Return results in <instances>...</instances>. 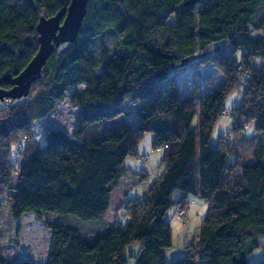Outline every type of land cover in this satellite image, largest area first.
<instances>
[{"label":"trees","instance_id":"16d2710c","mask_svg":"<svg viewBox=\"0 0 264 264\" xmlns=\"http://www.w3.org/2000/svg\"><path fill=\"white\" fill-rule=\"evenodd\" d=\"M184 1L88 0L74 41L56 46L27 95L8 98L10 104L0 109V214L5 203L13 220L25 213L44 218L50 240L43 264H264L247 261L264 235V136L253 145L255 162L227 160L233 148L226 136L209 144L222 113L229 114L233 133L248 123L257 133L264 130V0ZM68 2L0 0V77L23 69L38 48V18ZM250 28L260 33L252 35ZM222 40L242 48L241 58L231 53L200 59L222 70L224 80L201 94L198 126L192 128L196 100L178 96L172 72L183 58H196ZM78 83L83 87L67 94L80 108L73 129L47 128L40 143L33 123ZM235 88L240 101L226 112L224 99ZM126 116H137L138 124ZM145 132L152 133L153 148L164 149L163 168L140 199H126L125 224L114 220L103 231L84 232L50 214L99 220L128 170L126 157L136 155ZM133 174L137 183L148 181L145 169ZM174 190L184 194L176 207L198 194L207 212L198 232L184 240V255L167 262L171 230L163 217ZM134 241L138 249L130 261L124 254ZM0 264L34 263L0 253Z\"/></svg>","mask_w":264,"mask_h":264},{"label":"rangeland","instance_id":"374dc122","mask_svg":"<svg viewBox=\"0 0 264 264\" xmlns=\"http://www.w3.org/2000/svg\"><path fill=\"white\" fill-rule=\"evenodd\" d=\"M249 33L256 35L259 34L260 31L250 28ZM107 41L110 46L116 43L115 38L111 35L108 36ZM242 52V48L234 49L233 46L225 40L214 42L205 50L196 54V58H193L185 65L179 67L176 71L172 72L175 77L178 96L183 97L189 95L196 100L195 112L190 123L192 128H197L198 126L199 97L202 93L218 87L224 80L222 70L214 66L211 61L201 63L200 59H203V57H212L217 54L229 55L232 53L233 57L239 60ZM252 62L256 67H262V61L260 59H255L254 57ZM83 85V83H78L75 86L69 87L64 96L56 102L52 111L33 123L32 135L36 140L43 143L44 132L47 128L61 129L67 132L73 129L80 113V108L79 105L68 100L67 94L73 87L81 88ZM240 98L241 93L238 89L235 88L231 90L224 99V111H230V109L240 101ZM8 104H10V102L6 103V105ZM134 117L136 116H129L127 118V121L132 126L138 124V120ZM231 127L232 123L229 114L226 115V113H222L218 115L212 126L209 144H216L220 136H226V139L232 143L233 148V153L227 156V160L234 161V159L237 158L240 163L255 162V159L251 156L252 148L259 136H264V130L260 133L255 132L253 123H248L237 133H233ZM197 139L196 144L198 146ZM151 141L152 133L145 132L135 147L136 155L126 157L124 164L128 170L121 177L117 186L111 191L107 209L99 220H79L71 214H50L58 216L63 222H69L84 232L92 228L93 232L96 231V229L103 231L108 224L114 220L119 222V224H125L128 220L124 210L126 199L135 197L140 199L147 184L158 175L163 168L161 159L164 149L161 147L158 149L153 148ZM15 151L17 153L13 144L10 147L11 161L14 159L13 156ZM196 158L198 167V151ZM142 168L149 172V178L147 182L137 183V177L133 173ZM131 181L135 183L131 185ZM183 195V192L180 190H174L170 194L169 198L172 204L163 217L171 230V244L164 249L167 262L184 255V240L192 237L198 232L201 221L207 212V203L201 199L198 194L188 195L186 205H179L177 209L175 205L176 201ZM183 210V215L179 216V212ZM8 213V206L3 203L1 205L0 214V253L5 258L12 261L29 260L34 264H43L46 260L50 240V229L46 227L43 221L44 218H38L32 213H25L17 220H13L9 217ZM137 249L138 243L134 241L126 247L124 255L131 261L133 258L130 257L129 254L136 253ZM263 260L264 235L261 237L260 245L247 256L248 262Z\"/></svg>","mask_w":264,"mask_h":264},{"label":"water","instance_id":"95a60500","mask_svg":"<svg viewBox=\"0 0 264 264\" xmlns=\"http://www.w3.org/2000/svg\"><path fill=\"white\" fill-rule=\"evenodd\" d=\"M88 0H69L68 4L50 16H40L36 24L38 34V48L28 63L15 76L4 74L1 83H9L11 87L0 86V100L20 99L27 95L33 80L54 48L61 43L73 42L80 28L85 14ZM197 0H185L184 5L195 3ZM194 57L183 58L179 65L183 66Z\"/></svg>","mask_w":264,"mask_h":264},{"label":"crops","instance_id":"0c3cea01","mask_svg":"<svg viewBox=\"0 0 264 264\" xmlns=\"http://www.w3.org/2000/svg\"><path fill=\"white\" fill-rule=\"evenodd\" d=\"M7 100H8V99H7ZM5 105H6V99H4V100L1 101L0 109L3 108ZM128 117H129V116H126L125 118L127 119ZM134 118H135L136 120H138V117H137V116L134 117ZM157 149H158V148H157ZM143 162H144V161H143ZM142 169H143V168H142ZM134 172H136V171H134ZM132 182H133V181L130 182L131 185H133V184L135 183V182H133V183H132ZM129 186H130V185H129ZM124 197H125V196H124ZM261 237H262V236L259 237V243H260Z\"/></svg>","mask_w":264,"mask_h":264},{"label":"built area","instance_id":"2783aa9c","mask_svg":"<svg viewBox=\"0 0 264 264\" xmlns=\"http://www.w3.org/2000/svg\"><path fill=\"white\" fill-rule=\"evenodd\" d=\"M6 103H9V100L6 99ZM17 147H18V148H21V144H20V143L17 144ZM183 213H184V210H183V211H180L178 215H179V216H182Z\"/></svg>","mask_w":264,"mask_h":264}]
</instances>
